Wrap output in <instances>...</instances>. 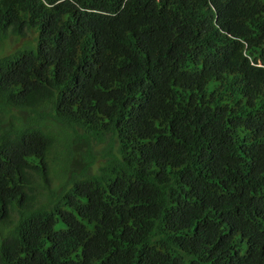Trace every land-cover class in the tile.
<instances>
[{
    "label": "trees",
    "instance_id": "trees-1",
    "mask_svg": "<svg viewBox=\"0 0 264 264\" xmlns=\"http://www.w3.org/2000/svg\"><path fill=\"white\" fill-rule=\"evenodd\" d=\"M0 264H264V0H0Z\"/></svg>",
    "mask_w": 264,
    "mask_h": 264
},
{
    "label": "rangeland",
    "instance_id": "rangeland-1",
    "mask_svg": "<svg viewBox=\"0 0 264 264\" xmlns=\"http://www.w3.org/2000/svg\"><path fill=\"white\" fill-rule=\"evenodd\" d=\"M9 40H11V38H10ZM17 45H18V44H17Z\"/></svg>",
    "mask_w": 264,
    "mask_h": 264
}]
</instances>
